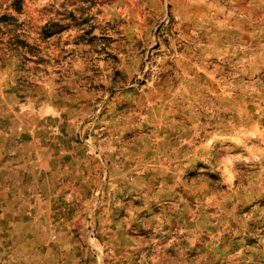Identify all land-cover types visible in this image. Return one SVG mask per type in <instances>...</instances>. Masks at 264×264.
<instances>
[{
	"label": "rangeland",
	"instance_id": "obj_1",
	"mask_svg": "<svg viewBox=\"0 0 264 264\" xmlns=\"http://www.w3.org/2000/svg\"><path fill=\"white\" fill-rule=\"evenodd\" d=\"M0 264H264V0H0Z\"/></svg>",
	"mask_w": 264,
	"mask_h": 264
}]
</instances>
